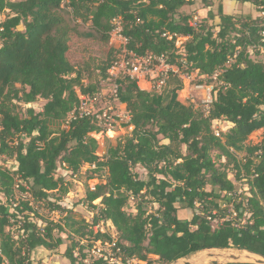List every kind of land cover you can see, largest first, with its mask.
Returning <instances> with one entry per match:
<instances>
[{"label": "trees", "instance_id": "trees-1", "mask_svg": "<svg viewBox=\"0 0 264 264\" xmlns=\"http://www.w3.org/2000/svg\"><path fill=\"white\" fill-rule=\"evenodd\" d=\"M216 1L211 8V0H68L65 7L63 0H0V157L16 163L14 170L0 165V264H31L35 249L61 247L63 232H68L64 257L83 264L82 248L80 258L73 252L75 236H83L85 227L73 229L69 211L64 224L41 220L39 226L30 200L12 208L14 192L27 189L33 203L64 213L60 202L70 183L57 171L73 177L83 165L94 166L92 173L104 171V181L88 188L82 202L95 209L92 202L100 199V215L111 221L130 256H156L169 264L211 248L264 255V63L258 59L264 54V0H230L253 5L259 16L225 13L224 0ZM188 7L211 9L193 28L191 11L179 13ZM115 17L128 49L170 54L173 60L176 39L186 38L188 70L211 76L223 69L218 80L227 87L217 88L204 117L190 101L178 100L183 84L174 76L160 92L141 90L121 76L116 101L125 105L132 130L100 158L91 119L62 125L78 105L77 91L92 96L102 89L99 81L107 79L116 51L109 46L94 69L74 65L68 54L73 35L106 44ZM86 23L90 27L83 31ZM95 71L99 81L91 80ZM39 100L45 101L40 112L28 107ZM216 120L232 125L221 138L212 132ZM258 130L262 140L248 143Z\"/></svg>", "mask_w": 264, "mask_h": 264}, {"label": "built area", "instance_id": "built-area-1", "mask_svg": "<svg viewBox=\"0 0 264 264\" xmlns=\"http://www.w3.org/2000/svg\"><path fill=\"white\" fill-rule=\"evenodd\" d=\"M67 3L68 0H63L62 6L65 7L64 4ZM198 22L199 18L193 16L188 24L196 28ZM109 36L112 39L110 46L116 51V60L107 70V79L100 83L102 89L92 96L77 92L78 105L65 120V128H68L72 121L89 118L98 128L97 133L91 134L94 139L98 134L103 136L109 132H114L116 127L126 126L132 128V126H129L130 115L125 105L118 104L116 101L118 94L117 81L121 76L134 81L141 90H154L156 92L162 91L168 78L174 76L182 81L183 87L180 92L185 94V101H190L204 117H207L210 113L217 88L227 87L226 84L218 80L223 69L216 70L211 76L199 75L197 71L193 74L188 70L190 64L186 61L185 53L179 45L178 38L175 41L176 52L174 54L176 57L172 60L170 54L138 55L128 49V39L122 33V24L119 17L111 20ZM234 61L235 56L228 59L224 64V68L232 65ZM103 87H106V89ZM103 102L109 103L108 106L106 105L103 108L101 106ZM218 123L217 120L212 122V132L216 138H221L224 131L217 127ZM233 175V171H230L228 177L232 179ZM246 189L245 187L244 190ZM27 191L26 189V192H21L22 195L19 197L14 196L13 209L19 205V201H28L27 195H23L24 193L28 194ZM238 192L240 193V190ZM94 203L93 201L92 204L95 206L93 214L89 219H84V235L76 236L77 247L73 252L75 258H80L82 252L85 255L82 259L83 264L95 262L99 264H161L156 256H153L154 259L141 260L128 255L119 245L111 221L100 215L102 205ZM95 217L96 220H94ZM80 248H82L81 252Z\"/></svg>", "mask_w": 264, "mask_h": 264}, {"label": "rangeland", "instance_id": "rangeland-1", "mask_svg": "<svg viewBox=\"0 0 264 264\" xmlns=\"http://www.w3.org/2000/svg\"><path fill=\"white\" fill-rule=\"evenodd\" d=\"M11 1H20V0H11ZM211 8H216L218 5V1L216 0H211ZM197 6V5H195ZM211 8H206V9H197L195 11H192L190 7L188 8H183L179 11V13H187L188 11H191V14L193 16H197L199 19L204 17L208 11V9ZM227 13L231 14H252L254 16H259L260 14L256 12V9L253 5L247 3L245 5H238V6H233L231 9L226 10ZM264 15V14H261ZM192 16V17H193ZM4 15L0 16V21L3 20ZM77 24H81L80 21H76ZM90 27V23H86L83 25L81 28L83 31H87ZM19 30H22V27H19ZM186 40V38H178L179 45L182 47V43ZM112 42L111 37L109 36L108 42L105 44L103 40H96V39H83L80 37H77L73 35L70 40V52L68 54L69 59L71 63L74 65H81L83 63H89L91 65V68L94 69L96 65L101 64L108 52V47L110 46ZM117 46V44H115ZM258 59L261 60V62L264 63V54L259 53ZM98 71H95L91 75V80L92 81H99V77L97 76ZM193 74H195V71H193ZM87 75V74H86ZM86 81V79L84 80ZM103 80L99 81L100 83ZM106 86V85H105ZM106 89V87H103ZM78 92V91H77ZM178 100L184 101V95L180 92L178 95ZM185 102V101H184ZM45 101L39 100L38 102L28 105V107L33 108L36 112H40L42 110V106L44 105ZM109 103L103 102L101 106L103 108ZM25 109L26 107H22ZM102 108V107H99ZM68 118V115L66 119ZM65 119V120H66ZM65 124V121H64ZM64 124L62 127H64ZM230 124L225 121H219L217 124L218 128L223 129L224 132H226L229 129ZM132 128L126 127V126H120L116 127L114 132H109L107 134H104L103 136L98 134L96 135L95 140L98 143V151L97 155L102 158L104 154L106 153V150L109 145H115L116 142L120 139L123 138L124 136L128 135ZM262 134L263 131H256L253 132L249 137L247 142L251 144H257L262 140ZM235 155H238V153H235ZM212 158L217 162V163H224V158L220 156L219 152H212L211 154ZM0 165L3 167H6L7 169L14 170L16 167V163H14L12 160H7L6 158L0 157ZM94 167L88 166V165H83L80 169L79 175L70 176V173L66 172L64 169H58L57 171V176H62L65 177L66 181H69L70 183V190L68 193L62 196L61 198V207L64 209V213H58V211H52L50 210V206H47L45 202H37L33 203L30 198V194L24 193L23 195H27V199L30 200L32 208L37 212V214L40 216V218H34V222L39 225L43 226V221H52L53 223L56 224H64V219L68 215L71 217L72 220L76 222L74 225L73 229L85 227L84 224V219H89L91 215L93 214V209L86 203L82 202L85 197V191L89 189H93V187L104 181V171H100L98 173H92ZM230 171V168H228ZM228 171V172H229ZM135 172L137 173H143V170L140 167H137L135 169ZM93 177L92 179H88L89 177ZM239 190L242 189V186L239 185ZM17 189V187L15 188ZM246 191V190H244ZM21 192L16 190L14 192L15 197L21 196ZM58 197V194L56 195ZM52 200V199H51ZM0 201H4V197L0 195ZM94 204H100V199H97L94 201ZM43 220V221H41ZM84 225V226H83ZM213 228L216 227L217 221H213L212 224ZM68 231V228H66ZM10 230L13 231V236L16 237L18 235V232H16L15 228L12 227ZM84 231V229H83ZM57 235V234H56ZM67 235L68 232H63L60 234V237L64 240V244L56 248L54 250H46L44 248H37L35 249L31 254H30V261L31 264H71L65 257H64V252H65V242H67ZM75 236V235H74ZM67 238V239H66ZM76 238V236H75ZM148 258L154 259L153 256H149ZM197 258V255L194 254L191 257L186 258L190 263L194 264L195 259ZM206 264H225L224 262H209ZM241 264H246V263H241Z\"/></svg>", "mask_w": 264, "mask_h": 264}, {"label": "water", "instance_id": "water-1", "mask_svg": "<svg viewBox=\"0 0 264 264\" xmlns=\"http://www.w3.org/2000/svg\"><path fill=\"white\" fill-rule=\"evenodd\" d=\"M197 255L194 264H206L209 262H224L229 263H246V264H264V255L253 252L248 249L239 248H224V249H206L194 253ZM192 254V255H194ZM192 255L188 256L191 257ZM177 259L169 264H192L186 258Z\"/></svg>", "mask_w": 264, "mask_h": 264}, {"label": "crops", "instance_id": "crops-1", "mask_svg": "<svg viewBox=\"0 0 264 264\" xmlns=\"http://www.w3.org/2000/svg\"><path fill=\"white\" fill-rule=\"evenodd\" d=\"M245 4H247V3H245ZM245 4H242V5H245ZM238 6L239 4L238 3H236V2H234V1H230V0H224L223 2H222V6H223V9H224V12L225 13H227L226 12V10L229 8V9H231V7H233V6ZM228 14H231V13H228ZM147 91H149V90H147ZM179 93H180V91H179ZM179 93H178V95H179ZM182 93V92H181ZM184 96H185V94L184 93H182ZM180 101V100H179ZM185 101V100H184ZM184 101H180V102H182V103H184ZM230 124V123H229ZM232 125L230 124V126H229V128L231 127ZM258 131H260V130H258ZM263 131V130H262ZM256 132V131H255Z\"/></svg>", "mask_w": 264, "mask_h": 264}]
</instances>
